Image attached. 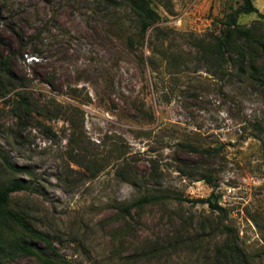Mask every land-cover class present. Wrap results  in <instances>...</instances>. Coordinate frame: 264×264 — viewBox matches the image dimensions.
Wrapping results in <instances>:
<instances>
[{
    "label": "rangeland",
    "instance_id": "rangeland-1",
    "mask_svg": "<svg viewBox=\"0 0 264 264\" xmlns=\"http://www.w3.org/2000/svg\"><path fill=\"white\" fill-rule=\"evenodd\" d=\"M150 1L163 40L151 28L141 40L120 0H0V53L23 82L0 89V149L25 170L0 158V184L24 181L13 204L44 236L1 225L0 256L23 240L61 264H216L228 237L264 264V140L253 136L256 123L264 127V88L210 75L191 37L220 33L242 0ZM254 4L264 13V0ZM181 141L217 151L210 157ZM203 168L213 169L214 188L198 179ZM211 191L223 210L201 201ZM153 192L172 197L120 211ZM0 264L45 263L18 253Z\"/></svg>",
    "mask_w": 264,
    "mask_h": 264
},
{
    "label": "trees",
    "instance_id": "trees-1",
    "mask_svg": "<svg viewBox=\"0 0 264 264\" xmlns=\"http://www.w3.org/2000/svg\"><path fill=\"white\" fill-rule=\"evenodd\" d=\"M7 1V0H3ZM126 4L131 12L135 27L137 28L138 36L141 40L144 39L149 28L152 29L158 39H164L166 32L158 26L160 14L152 6L150 0H120ZM258 13V17L250 24H241L238 21L240 14ZM222 28L220 33H214L206 30L202 36L191 35L193 43L196 48V54L199 62L206 68L207 72L212 76L221 78L228 76H243L245 80L250 81L255 85L264 88V13L259 12L254 4V0H242V2L235 8H231L225 13L221 20ZM33 37H36L35 35ZM132 41V38L129 37ZM154 49V48H153ZM163 58H167L169 67H176V62L170 63L176 55L169 52L168 49H158ZM10 55L0 53V89L9 90V86L23 85L22 80L15 75L10 65ZM170 61V62H169ZM19 87V86H18ZM4 94V92H2ZM19 98L18 106L23 110V114H29L30 108L27 100L26 91H18ZM253 136L264 140V127L259 122L253 126ZM182 148H188L191 151H198L207 156L215 155L217 148L199 147L187 142H178ZM0 158L5 167L11 171H25L22 167L14 165L0 149ZM158 167L147 174V178L152 180L157 175ZM177 170L185 173H197V171L189 166H177ZM198 179L204 180L212 188L216 186L213 182V169L203 168L198 172ZM135 184L134 180H126ZM24 181L21 178L13 179L6 184H0V227L12 224L17 226L18 231L25 232L37 238L44 239V236L34 230L24 220L22 214L15 208L12 195L13 193L26 188ZM172 197L168 192H153L144 194L121 207L120 211L125 214H131L132 207H142L144 204L158 203ZM204 203L213 210L221 211L223 207L218 204V198L211 191V194L206 198L201 199ZM10 226V225H9ZM225 229H230L228 225L223 224ZM214 228L219 229V225ZM5 230V229H4ZM221 230V227H220ZM223 231V230H222ZM224 232V231H223ZM6 241L0 237V249L6 245ZM48 246L50 244L47 242ZM7 251L0 256L2 259L7 255L18 253H32L37 256L45 264H61L58 260L50 258L48 254L43 253L40 249L34 250L25 244L23 240H16L9 243ZM259 256L264 257V248L258 253ZM214 257L216 264H253L252 260L248 259L246 254L242 252L239 246L230 238L226 237L222 245L216 246Z\"/></svg>",
    "mask_w": 264,
    "mask_h": 264
}]
</instances>
